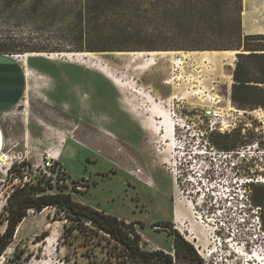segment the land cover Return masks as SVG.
Here are the masks:
<instances>
[{
	"label": "rangeland",
	"instance_id": "374dc122",
	"mask_svg": "<svg viewBox=\"0 0 264 264\" xmlns=\"http://www.w3.org/2000/svg\"><path fill=\"white\" fill-rule=\"evenodd\" d=\"M189 1L128 0L125 9L136 15L124 10L94 20L97 33L89 39L80 30L89 18L84 0H0V54L23 63L27 52L44 53L30 56L29 66L46 75L26 99L29 106L25 100L16 108L30 133L19 128L6 150L17 152L30 173L48 153L55 156L63 183L48 184L47 192L71 193L133 223L141 246L171 254L172 264H264V206L250 200L264 198V58L242 59L256 92L250 107L236 106L234 70L239 53L248 51L223 49L225 39L209 30L206 15L183 9ZM242 3L245 41L264 34V0ZM191 4L200 8L198 0ZM104 25L143 34L113 35L112 44L146 42L151 50H90ZM249 44L264 48V38ZM223 50L239 53H214ZM86 51L92 54H59ZM129 51L145 53L135 59ZM153 51L187 54L157 55V63L144 66ZM191 51H210L213 61ZM208 106L221 109V130H208ZM166 119L178 124L173 139ZM225 142L234 147L221 148ZM17 186L0 172V234ZM65 224L55 207L29 210L0 264H118L120 247L108 235L88 223L72 231ZM171 232L193 244L200 259L179 256Z\"/></svg>",
	"mask_w": 264,
	"mask_h": 264
},
{
	"label": "trees",
	"instance_id": "16d2710c",
	"mask_svg": "<svg viewBox=\"0 0 264 264\" xmlns=\"http://www.w3.org/2000/svg\"><path fill=\"white\" fill-rule=\"evenodd\" d=\"M85 8L89 14L88 24L80 28L82 35L91 39L94 33H97L96 27L93 25V21L99 19H107L108 17L118 16L121 13L124 14V10L129 13L132 10L125 9V3L128 0H84ZM156 2L160 0H155ZM168 1V0H166ZM198 0L199 9L197 5H192L190 0L183 8L188 14L191 13L193 16H197V13H203L206 15L208 21V28L211 32L216 35L221 34L225 39L221 47L223 49L231 48H243L246 52L239 53L241 59L236 63L234 70V84L232 86V101L240 108L250 107L252 102V94L254 88L250 82L249 71L244 62L243 58L249 59H263L264 48L262 46H255L249 44L252 39H263L264 34L246 35V40L243 41V30H242V11L243 3L242 0ZM85 9V10H86ZM228 9V11L226 10ZM179 15L182 14V9H176ZM185 12V13H186ZM134 13V12H132ZM134 15H136L134 13ZM115 19V18H114ZM77 28L76 30H78ZM102 39L96 45L93 42L88 46L90 50L97 51L102 50H125L118 49L120 47H135L134 50H151V44L144 42H131L129 46L121 44H112L111 36H131L141 37L142 32H139L137 28H125L122 26H105L102 27ZM96 31V32H95ZM214 33H210L211 35ZM92 41V40H91ZM143 43V44H142ZM263 43V42H260ZM117 45V46H116ZM117 49H116V48ZM229 47V48H228ZM255 68L260 69L256 64ZM259 83H264V80H260ZM256 101V100H253ZM257 103V102H255ZM264 106V103H259ZM234 146L223 144L221 148L231 150ZM55 179V180H53ZM63 183L61 174L59 173L56 178H47L37 184L27 183L24 187H19L14 193L9 196V212L6 217L7 226L5 232L0 234V257L4 251L11 244L14 239L20 223L28 215V211L34 209L36 212H41L44 208L55 207L61 210L65 214V218L69 225L65 224V227L72 231L74 228H84L87 223L91 224L97 233L106 234L110 240H114L118 245L119 252L117 253L118 264H172L173 256L166 254L163 250H146L144 249L141 242V235L133 226V223H127L111 214H107L104 211L84 205L73 199L71 193L58 192L49 193L46 187L48 184H60ZM256 206H264V198H255L254 196L250 199ZM263 222L264 217L261 216ZM45 234V233H44ZM43 234V235H44ZM174 235V247L176 253L180 256L184 253L190 260L199 258L197 251L193 244L185 240L179 233L171 232ZM47 235V234H45Z\"/></svg>",
	"mask_w": 264,
	"mask_h": 264
},
{
	"label": "crops",
	"instance_id": "0c3cea01",
	"mask_svg": "<svg viewBox=\"0 0 264 264\" xmlns=\"http://www.w3.org/2000/svg\"><path fill=\"white\" fill-rule=\"evenodd\" d=\"M41 74L30 66L27 69L24 61L22 63L14 56L0 54V154L10 145L9 142L17 140L19 128L30 133L28 122H23L16 108L27 98L30 100L37 79L45 75Z\"/></svg>",
	"mask_w": 264,
	"mask_h": 264
},
{
	"label": "built area",
	"instance_id": "2783aa9c",
	"mask_svg": "<svg viewBox=\"0 0 264 264\" xmlns=\"http://www.w3.org/2000/svg\"><path fill=\"white\" fill-rule=\"evenodd\" d=\"M204 116L208 120L207 128L209 131L222 129L220 124L223 122V114L220 108L208 106L204 110ZM22 162L19 154L12 149H7L0 154V172H4L9 176V179L17 181L18 188L24 187L27 183L37 184L47 178H56L63 171L62 165L57 162V158L50 153L46 158H43L41 164L35 166L31 173L21 165ZM17 169H20V174H15Z\"/></svg>",
	"mask_w": 264,
	"mask_h": 264
},
{
	"label": "bare ground",
	"instance_id": "6f19581e",
	"mask_svg": "<svg viewBox=\"0 0 264 264\" xmlns=\"http://www.w3.org/2000/svg\"><path fill=\"white\" fill-rule=\"evenodd\" d=\"M237 51L239 52V50H223V51H218V52H214V53H220V54L232 56ZM119 53H122V52H119ZM126 53L130 54V55H133V56H135V59H138L140 57H143L145 52H142V51H129V52H126ZM179 53L187 54L184 51H180V52L179 51H168V52L153 51V52H151V54L149 53L151 55V57L150 58H146L144 60L145 61L144 66L147 67L149 65H153V64L157 63V58H156L157 55H175V54H179ZM214 53H211L210 51H191L190 52V54H202V56L199 57L200 60L201 61H210V62L213 61L212 54H214ZM42 54H44V53L27 52V53L23 54L22 55L23 61H24L25 65H26L27 69L29 68V57L30 56L42 55ZM59 54L86 56V55L92 54V52H87V51L86 52H63V53H59ZM100 69L102 70V72L106 73L107 75H110V73L107 70L102 69V68H100ZM26 104L29 105V101L28 100L26 101ZM165 125H166V131H167L168 135L171 136V138L173 139V132H174V129L176 128V125H178V124L173 122L172 120L166 119Z\"/></svg>",
	"mask_w": 264,
	"mask_h": 264
},
{
	"label": "water",
	"instance_id": "95a60500",
	"mask_svg": "<svg viewBox=\"0 0 264 264\" xmlns=\"http://www.w3.org/2000/svg\"><path fill=\"white\" fill-rule=\"evenodd\" d=\"M239 53V52H238Z\"/></svg>",
	"mask_w": 264,
	"mask_h": 264
}]
</instances>
